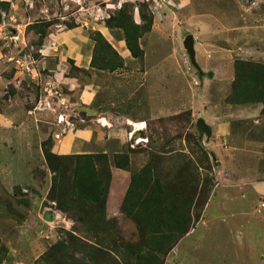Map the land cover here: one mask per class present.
Instances as JSON below:
<instances>
[{"label":"rangeland","instance_id":"1","mask_svg":"<svg viewBox=\"0 0 264 264\" xmlns=\"http://www.w3.org/2000/svg\"><path fill=\"white\" fill-rule=\"evenodd\" d=\"M60 5L51 11L54 25L45 34L80 25L95 51H102L96 53L101 72L90 110L112 129L104 145L87 147L98 153L86 155L99 171L109 170L106 209L99 216L106 225L80 222L73 214L70 219L51 192L61 168L49 158L58 141L50 109L70 114L68 129L85 127L92 118L67 106L62 91H54L61 96L53 102L51 89L23 81L0 95V111L15 119L0 128V264H54L59 243L74 239L102 246L99 256L108 264L109 256L115 259L110 264H264V195L257 192L260 185L264 189V104L232 99L236 63L264 65V0ZM121 17L127 30L133 22L152 23L139 39L141 58L132 56L126 32L112 24ZM188 35L195 38L199 68L184 47ZM31 37L37 46L39 39ZM101 38L114 53L96 44ZM201 119L212 128L211 138L198 131ZM82 156L59 157L68 158L61 162L73 175L86 163ZM76 258L91 260L82 253Z\"/></svg>","mask_w":264,"mask_h":264},{"label":"crops","instance_id":"2","mask_svg":"<svg viewBox=\"0 0 264 264\" xmlns=\"http://www.w3.org/2000/svg\"><path fill=\"white\" fill-rule=\"evenodd\" d=\"M62 1L32 0L30 4L23 0H0L1 3L9 6L8 12L0 11V95L7 94L10 86L19 88L23 81L40 85L45 91H50V89L62 91L67 99V106L72 110L83 108L92 119L85 127L69 129L60 140L55 142L53 153L58 156L95 154L98 152L89 150L87 147L93 145L92 143L96 147L104 145L111 134L112 125L107 119H104L107 123L94 119V113L90 110V106L97 98V76L101 72L94 63L93 40L85 28L80 25L66 31L52 32L43 39L42 43L38 40L37 46H32L29 40L30 35L34 39L40 38L34 30L29 31L31 26L52 21L44 10L52 8L56 11L60 8ZM123 42H119L122 54L125 53ZM39 61L44 63L34 68L35 63ZM22 64L25 67H22ZM16 97L18 94L10 96L9 101H17ZM22 108L21 114L26 116L25 106L23 105ZM54 108L50 110L56 113L57 124H55L58 131L54 133L55 137L61 133L62 127L59 126L58 116L63 110L61 111L58 107V110ZM70 110L68 109L67 113H70ZM36 112L35 108L29 113ZM66 116L69 117L70 114ZM14 120L6 110L0 111V128L13 125ZM140 135L141 133H138L137 137L139 138ZM100 152L101 154L108 153L106 150ZM262 186H259L257 192L261 191L264 195Z\"/></svg>","mask_w":264,"mask_h":264},{"label":"trees","instance_id":"3","mask_svg":"<svg viewBox=\"0 0 264 264\" xmlns=\"http://www.w3.org/2000/svg\"><path fill=\"white\" fill-rule=\"evenodd\" d=\"M8 7L9 6L6 3L0 4L1 10H5L6 12H8L9 10ZM126 20L127 19L124 17L115 18L112 21V24L115 23L117 28L123 29L126 32L125 41L127 43L128 49L132 53V56L136 59L141 58L143 56V52L139 44V39L143 33L149 31L152 23L149 22L147 26H144L135 25L133 22L132 29L127 30L129 27L126 26ZM53 25V21L44 22L41 24L33 25L29 29L34 30L36 34L40 35L39 43H42L43 39L47 36V34H45L46 30L51 28ZM99 43L101 44V46L107 49L106 51H108L109 53H114L113 48L108 42L104 40V38L101 41L96 40V44L99 45ZM97 48V52L94 49V59H96V53H102L101 49L99 50L100 46H97ZM104 62H110V60L106 59L104 60ZM234 82L235 83L232 94L233 100H235L236 102H242L244 104H264V65L244 61L237 62L236 79ZM82 157L87 158V160H85L86 163L78 165L75 168L74 174L70 175L71 168L65 163L61 162L62 159L68 158H61L59 156H55L54 154L49 155V158L53 159V161L56 162L57 165L61 168L60 179L59 181L58 179L55 180L51 191L53 195H58L53 200L57 203L59 209L64 212L70 219H74V217H71L73 214L74 216H78V220L80 222H86L87 220L92 219L93 225L99 223H101L102 225L105 223L103 222V219H100L99 216L104 213L106 209L105 206L110 184V180L106 176H110L109 170L107 173V166H105L102 170L100 168L99 171L97 164L94 161V157H92L91 155H84ZM103 162L104 161H101L100 164H102ZM104 175L106 178L104 177ZM197 180L198 179H196V181ZM204 181L208 183V177L204 178ZM207 186H204V188L209 192L210 189L208 190L206 188ZM187 207H190L188 203ZM100 248H102V246H100L98 249H95L91 247L90 244L81 239H74L69 243L60 242L57 249H59L61 252L59 256L54 257V264L96 263L95 261H92L93 259H95L96 261L99 260V264H103L104 262L102 263V259H104V257H100L99 255H103L105 251L104 249ZM77 253H82L91 260H89V262L77 260ZM109 258L110 259H108L107 261H110V263L115 260L111 256H109Z\"/></svg>","mask_w":264,"mask_h":264},{"label":"water","instance_id":"4","mask_svg":"<svg viewBox=\"0 0 264 264\" xmlns=\"http://www.w3.org/2000/svg\"><path fill=\"white\" fill-rule=\"evenodd\" d=\"M184 47L187 50L188 54L190 55L191 61L193 65L197 68H199L198 63L196 61V49H195V38L193 35H188L184 42ZM198 131L206 135L208 138H211L212 136V128L207 125L206 121L201 119L197 123ZM214 160H216V157L213 155Z\"/></svg>","mask_w":264,"mask_h":264},{"label":"built area","instance_id":"5","mask_svg":"<svg viewBox=\"0 0 264 264\" xmlns=\"http://www.w3.org/2000/svg\"><path fill=\"white\" fill-rule=\"evenodd\" d=\"M23 1H25L26 3H30L31 4V2H32V0H23ZM51 11L53 12V10H52V8H46L45 10H44V13L47 15V17L49 18V19H51ZM62 27H65V26H62V25H59L58 26V29H60V28H62ZM61 30H58V32H60ZM13 40H15V41H17V39L16 38H13ZM52 46H54V45H52ZM34 63V62H33ZM44 62H42V61H39L38 63L36 62L35 64V66H34V68H36V67H40V66H42L41 64H43ZM55 90H51V96L53 97V102H54V96H56V97H60L61 95L56 91V92H54ZM46 105L47 106H50L51 105V103L50 102H46ZM63 106H65V105H63ZM68 119V117L66 116V114H61L59 117H58V123L61 125V124H65V126H66V128H62L61 129V133H59V134H57L56 135V139H58V140H60L61 139V137H63V135H65L67 132H68V127H70L71 126V123L67 120Z\"/></svg>","mask_w":264,"mask_h":264}]
</instances>
